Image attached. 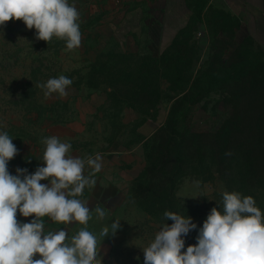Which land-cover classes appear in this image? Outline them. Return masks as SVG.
<instances>
[{
    "label": "rangeland",
    "instance_id": "374dc122",
    "mask_svg": "<svg viewBox=\"0 0 264 264\" xmlns=\"http://www.w3.org/2000/svg\"><path fill=\"white\" fill-rule=\"evenodd\" d=\"M183 1L187 16L184 26L189 25L194 31V41H189L185 50L193 54V60L197 56V67H205L217 48L227 46L226 57L240 49L252 64L256 88L264 93V48L247 35L240 23L233 28V36L232 29L216 33L215 11L227 13L217 0ZM166 2L69 0L80 13L82 35L80 47L73 51L66 50L65 41L56 37L48 43L36 39V30L28 29L22 20H10L0 29V132H7L18 149L8 162V170L12 175L17 168L33 174L37 167L44 166L42 140L52 136L71 143L70 155L87 158L101 154L103 166L95 175V186L86 187L77 198L93 210L87 225L93 234L98 235L104 226L120 220L114 236L100 238L102 264H144L142 249L150 245L162 226L137 204L131 184L145 167L151 138L165 122L171 104L168 98L173 94L165 85L157 107H129L127 100L132 93H127L124 84L136 78L138 83L157 80L164 84L167 80L163 69L157 76L147 74L153 60H159L164 53L159 35L168 13ZM215 36L221 40L219 47L213 43ZM192 42L197 55L192 52ZM184 68L188 66L185 64ZM141 69L144 75L139 77ZM60 75L72 80L66 89L68 95L62 98L53 93L45 98L44 90L36 85ZM189 75L185 72L183 80ZM149 92L152 94V89ZM229 112L221 95L213 92L190 109L187 124L194 132L213 133ZM89 171L86 167L84 174ZM255 186L258 187L228 189L218 178L205 182L187 175L176 187L175 197L188 208L193 223L203 224L212 208L223 211L224 192L253 197L264 215V191L260 184ZM96 206L106 210L104 219L96 216ZM33 218L17 213L21 222ZM43 221L45 233L64 229L69 240L84 227L76 222L58 224L49 217ZM187 247L185 244L182 251Z\"/></svg>",
    "mask_w": 264,
    "mask_h": 264
},
{
    "label": "clouds",
    "instance_id": "9594fccd",
    "mask_svg": "<svg viewBox=\"0 0 264 264\" xmlns=\"http://www.w3.org/2000/svg\"><path fill=\"white\" fill-rule=\"evenodd\" d=\"M13 19L34 28L38 40L48 43L56 37L65 41L68 51L81 45L80 13L69 0H0V29ZM71 84V79L60 75L36 86L44 90L45 98L53 93L63 98ZM42 143L44 166L33 174L17 168L12 175L8 162L18 149L7 132H0V264H102L100 238L114 236L120 220L93 234L87 228L93 210L77 198L86 187L95 186L102 156L70 155L71 143L55 136L44 138ZM86 167L90 169L88 175L84 174ZM42 180L50 183L42 184ZM222 208H212L199 229L197 243L186 251H182V236L197 225L191 217L165 211V220L173 223L163 224L150 245L142 249L144 264H264V215L254 198L224 192ZM18 212L34 218L21 222ZM94 212L101 220L107 215L101 206ZM44 217L58 224L76 222L84 227L69 240L64 229L45 233Z\"/></svg>",
    "mask_w": 264,
    "mask_h": 264
},
{
    "label": "trees",
    "instance_id": "16d2710c",
    "mask_svg": "<svg viewBox=\"0 0 264 264\" xmlns=\"http://www.w3.org/2000/svg\"><path fill=\"white\" fill-rule=\"evenodd\" d=\"M215 20L216 33L232 29L233 36V28L239 26L235 17L222 10L215 11ZM192 30L189 25L182 27L160 59L153 60L147 74L157 76L163 69L167 77L164 84L157 80L138 83L139 78L124 84L127 93H132L127 100L129 107H157L165 85L173 94L168 98L167 118L151 138L145 167L131 184L137 204L161 225L173 223L165 220V211L189 215L188 208L175 197L176 187L187 175L205 182L218 178L228 189H255L260 184L264 191V93L252 80V64L240 49L226 57L229 50L224 46L217 48L205 67H197V56L193 60V54L185 50L189 41H194ZM214 38L213 43L220 46V38ZM196 48L193 43L191 49L197 55ZM185 64L188 68L182 70ZM185 72H190L186 81ZM143 75L139 70V77ZM213 92L221 95L229 114L213 133L192 131L187 124L190 109ZM196 225L182 236L188 246L197 243L203 224Z\"/></svg>",
    "mask_w": 264,
    "mask_h": 264
},
{
    "label": "crops",
    "instance_id": "0c3cea01",
    "mask_svg": "<svg viewBox=\"0 0 264 264\" xmlns=\"http://www.w3.org/2000/svg\"><path fill=\"white\" fill-rule=\"evenodd\" d=\"M219 6L235 17L247 35L264 48V0H217ZM167 16L160 31L159 45L163 49L171 44L186 23L183 0H167Z\"/></svg>",
    "mask_w": 264,
    "mask_h": 264
},
{
    "label": "built area",
    "instance_id": "2783aa9c",
    "mask_svg": "<svg viewBox=\"0 0 264 264\" xmlns=\"http://www.w3.org/2000/svg\"><path fill=\"white\" fill-rule=\"evenodd\" d=\"M116 1H119V0H116Z\"/></svg>",
    "mask_w": 264,
    "mask_h": 264
}]
</instances>
